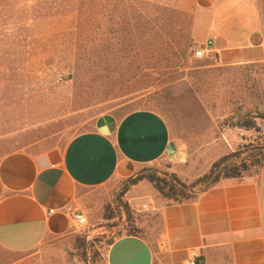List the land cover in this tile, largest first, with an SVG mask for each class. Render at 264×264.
Masks as SVG:
<instances>
[{"label":"rangeland","instance_id":"1","mask_svg":"<svg viewBox=\"0 0 264 264\" xmlns=\"http://www.w3.org/2000/svg\"><path fill=\"white\" fill-rule=\"evenodd\" d=\"M197 6V0H0V159L62 148L100 114L141 109L159 114L171 136L188 144L180 176L188 184L221 156L264 145V61L225 66L214 55L194 59ZM240 117L258 129L232 127ZM146 167L174 172L167 161ZM126 180L86 198V225L71 222L68 235L48 238L39 261L105 264L108 242L129 225L154 237L159 220L151 206L129 202L140 188L119 197ZM120 203L130 209L129 222Z\"/></svg>","mask_w":264,"mask_h":264},{"label":"crops","instance_id":"2","mask_svg":"<svg viewBox=\"0 0 264 264\" xmlns=\"http://www.w3.org/2000/svg\"><path fill=\"white\" fill-rule=\"evenodd\" d=\"M197 4L192 38L197 45L211 41L205 56L225 66L264 61V0ZM189 156L186 141L172 137L165 120L145 109L100 114L62 148L5 155L0 264H42L40 246L70 233L71 214L84 212L93 192L160 161L180 177ZM143 182L128 192L140 188L129 202L151 206L159 220L155 236L115 239L105 249V264H184L194 255L201 264H264V165L258 174L222 180L181 204L167 205Z\"/></svg>","mask_w":264,"mask_h":264},{"label":"trees","instance_id":"3","mask_svg":"<svg viewBox=\"0 0 264 264\" xmlns=\"http://www.w3.org/2000/svg\"><path fill=\"white\" fill-rule=\"evenodd\" d=\"M232 127H237L244 130H257L256 121L248 117H240L237 121L231 123ZM264 165V145L251 146L238 149L221 156L214 161L209 169L200 177L196 178L191 183H186L174 172L157 171L154 168L143 167L136 172L132 177L127 178L119 197H122L132 186L146 180L154 190L162 197L167 205L181 204L192 201L199 194L206 191L208 188L219 184L222 180L241 179L251 169L262 168ZM123 207L128 222L131 220L130 209L126 203H120ZM110 220L113 216L103 217ZM139 230L129 225L126 236H140ZM119 238V237H118ZM117 239V238H116ZM114 240L108 242V246ZM81 247L85 244V239H80Z\"/></svg>","mask_w":264,"mask_h":264},{"label":"built area","instance_id":"4","mask_svg":"<svg viewBox=\"0 0 264 264\" xmlns=\"http://www.w3.org/2000/svg\"><path fill=\"white\" fill-rule=\"evenodd\" d=\"M211 41L206 42L204 45H199L192 48V57L194 59H202L211 48ZM72 225L76 228H81L86 225V219L82 213L74 212L71 214ZM184 264H201V262L194 255L188 259Z\"/></svg>","mask_w":264,"mask_h":264}]
</instances>
